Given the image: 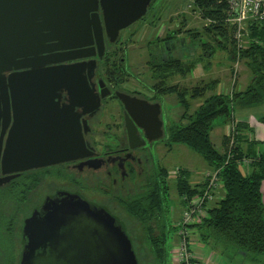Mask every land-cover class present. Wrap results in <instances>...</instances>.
<instances>
[{"label": "water", "instance_id": "obj_1", "mask_svg": "<svg viewBox=\"0 0 264 264\" xmlns=\"http://www.w3.org/2000/svg\"><path fill=\"white\" fill-rule=\"evenodd\" d=\"M152 1L0 0V171L94 154L80 117L97 109L106 95L88 85L97 59L65 62L97 52L102 59L106 40L116 43L123 30L147 14ZM63 91L71 104H60ZM116 94L125 106L131 147L165 137L160 103ZM12 177H0V185ZM24 232L19 264H139L123 222L79 194L48 197L26 220Z\"/></svg>", "mask_w": 264, "mask_h": 264}, {"label": "trees", "instance_id": "obj_2", "mask_svg": "<svg viewBox=\"0 0 264 264\" xmlns=\"http://www.w3.org/2000/svg\"><path fill=\"white\" fill-rule=\"evenodd\" d=\"M193 6L194 10L208 21L204 30L210 40H213L221 49L230 47L231 54L235 56L233 27L226 22L228 2L226 0H195ZM179 31L169 32L164 38H156L155 42L174 39ZM185 32L194 40L200 37L199 30L195 28L187 29ZM252 35L264 41V27H252ZM114 44L108 42L110 50L101 64L105 67L112 60L113 71L110 69L109 74L123 76L125 74L124 71L122 72L124 56L119 54L125 49L121 47L111 49ZM202 46L204 53L188 61H183L179 57L164 59L162 55L153 53L151 78L157 81L154 85L156 90L163 94H176L184 109L181 118L188 119L186 123L179 121V123L168 124L163 141L170 150L175 144H184L200 154L212 169H220L224 196L208 209V216L197 224L198 235L202 242L209 245L216 253L234 250L254 260L259 259L264 257V203L261 192L264 180V157L243 152L240 141L244 138L242 131L247 125L242 122L236 123L239 134L236 137L234 156L229 160H227L229 139L224 135L225 151L221 152L214 145L211 132L217 118L222 117L225 123L233 119L236 106L253 107L264 103V45L253 42L241 52V57L245 59L253 74L249 85L244 90H234L232 95L215 92L216 80L190 89L187 87L180 89L176 84L168 85L169 78L176 74L186 77L202 61L201 57L214 55L215 45L210 41L202 42ZM195 99H201L202 102L194 112L189 113L191 101ZM262 120L264 121V117ZM243 156H253L256 159L248 174L244 173L238 164V160ZM175 187L179 195L183 197L197 194L203 186L200 183L191 184L190 171L181 168L180 175L175 180ZM21 198L20 193L13 195L8 188L0 191V238L7 232L11 234L19 207L16 204L22 203ZM182 202L185 206V201L182 200ZM120 204L139 224L142 232L140 251L135 238L128 231L139 264L143 261L141 253L147 256L150 264H173L170 259L172 248L170 238L172 229L176 228V225L171 219L172 203L168 168L160 167L157 178L155 177L145 185L140 192L122 200ZM21 210L22 208L20 212ZM122 222L128 230L127 223Z\"/></svg>", "mask_w": 264, "mask_h": 264}, {"label": "flooded vegetation", "instance_id": "obj_3", "mask_svg": "<svg viewBox=\"0 0 264 264\" xmlns=\"http://www.w3.org/2000/svg\"><path fill=\"white\" fill-rule=\"evenodd\" d=\"M57 1L67 3L73 0ZM154 1H152L149 9L153 6ZM64 11L69 13V10L65 6ZM145 16L140 21L144 20ZM177 30L180 31L175 34L176 38L155 42L153 45L149 44L148 50L150 56H152L147 61L148 64H146L149 73L153 69L152 58L153 53H155L152 51V48L156 49V54L162 55L164 59L178 57L177 47L178 42H180L178 35L184 34V30L182 28ZM157 38H161V36ZM182 39H184L183 35ZM172 42L175 44H172ZM109 50L108 41L106 40V52L102 59H99L97 52V55L94 57L65 62L75 63L88 61L92 58L97 59L98 66L95 75L89 78L88 85L100 96L102 90L106 95L101 96V104L95 110L83 113L82 107L76 108L79 113H83L80 120L83 128L86 126L87 129L85 141L88 145L94 147V154L90 157L69 160L25 171H12L6 174L2 170L0 171V177L13 176L9 181L0 185V191L8 188L13 195L20 193L22 197L20 199L22 203L20 205L16 204L19 207L16 220L14 223L12 222L14 226H12L11 234L7 232L0 238V264L20 263L24 244L27 241L24 232L25 222L33 214L34 210L40 207L48 197H53L61 192L79 194L88 201L105 207L111 212L117 206L122 208L120 204L122 200L140 192L145 185L159 176V168L163 165H161L162 159L159 155L158 145L163 141L164 137L154 141L147 140L145 144L131 147L126 129L125 106L116 93L120 91L147 99L152 103L158 102L161 104V108L163 107V102L159 99L158 95L165 97L171 93L163 94L157 91L154 86L157 81L153 84H145L148 91L128 87L124 83L127 75H129V71L125 70V66L122 69V72H125L123 76L110 75V70L106 71V68L101 64V61L104 60ZM111 71L113 70L111 69ZM113 102L118 103L120 106L119 121H116V117H113L114 114H112L110 119L113 122L110 123L106 121V118L110 114L109 110ZM71 103L68 93L63 91L60 104L68 105ZM161 118L163 119V110L161 111ZM100 125H106V130H99L97 126ZM167 126L168 124L164 122L165 132ZM139 134L143 138L145 137L140 128ZM99 137H105V140H101ZM49 179L52 182L58 181L64 184L56 183V186L49 190L41 189L44 182Z\"/></svg>", "mask_w": 264, "mask_h": 264}, {"label": "rangeland", "instance_id": "obj_4", "mask_svg": "<svg viewBox=\"0 0 264 264\" xmlns=\"http://www.w3.org/2000/svg\"><path fill=\"white\" fill-rule=\"evenodd\" d=\"M208 24L207 20H204L201 14L194 10L193 0H155L153 6L149 9L145 16V19L136 22L130 28L123 30L117 43L112 45L111 49L122 48L125 51L120 52V56H124L123 66L125 70L129 71L127 79L124 82L125 85L131 88L148 91L145 84H153L156 80H152L151 72L147 70L146 64L152 56L149 54V44L151 41L155 42L158 36L164 38L169 32L182 28L184 34L178 35L180 42H178L177 52L178 57L183 61L192 60L193 57H197L204 53L202 42L210 41L215 45V53L212 57H201L199 66L193 68L190 73L185 77L181 74H176L169 78L167 84H176L180 89L192 88L202 83L217 81L215 92H231L233 86V71L237 67L239 70L238 78L236 79L234 90H238V86L241 85L242 89H245L252 78V72L248 68L245 59L241 57L237 63L235 56L228 49H221L217 44L210 40L209 36L204 30V26ZM195 28L199 30L200 37L195 40L187 35L185 32L187 29ZM182 35L184 39H182ZM121 40V42H119ZM175 42V41H174ZM172 42V44H175ZM153 45V44H152ZM152 51L157 53V50L152 48ZM206 54V53H205ZM111 63L105 65L106 71L111 69ZM127 68V69H126ZM150 91V89H149ZM211 92H209L210 94ZM159 99L163 102V119L166 124H172L181 121L183 123L188 122V119L181 118L182 108L181 103L178 101L176 94H167L165 97L158 95ZM166 98V99H165ZM202 102L201 99H195L191 101L189 113L195 111V109ZM238 107H236L237 111ZM110 114L107 115L106 121L113 122L110 119L112 114L115 116V120L119 121L120 106L118 103L113 102L110 108ZM99 130H106V125L97 126ZM227 125L225 126L224 119L219 117L214 122V129L211 132V139L216 148L222 151L221 137L226 132ZM221 133V134H220ZM100 138V137H99ZM101 140H105V137H101ZM110 139V138H109ZM111 140V139H110ZM159 155L161 156V165L167 167L168 170H172L176 167L187 168L190 171V181H204L203 175L208 171V163L205 159L184 144H175L171 150L164 141H161L158 145ZM225 151V148L223 152ZM212 170V169H209ZM244 173H249L244 171ZM251 171V168H250ZM203 177V178H202ZM51 181V182H49ZM57 184H64L62 182L47 180L42 185L41 189L49 190ZM170 184V199L172 203L171 219L176 228L172 229L170 243L171 245L177 238V222L182 217L184 210L183 197L179 195L175 187V178H169ZM222 191L221 187H219ZM210 206H212L210 204ZM115 213L121 221H124L128 225V231L132 237L135 238L137 246L140 250L141 245V230L139 224L122 208L119 206L113 208ZM206 246L207 251H213L209 245ZM205 250V249H204ZM203 250V251H204ZM238 251V249H236ZM141 251V250H140ZM146 252V251H145ZM216 253V252H215ZM142 254V264H150L146 255ZM219 258V264H264V257L259 259H252V257H246L242 253H236L234 250H229L225 253H216Z\"/></svg>", "mask_w": 264, "mask_h": 264}, {"label": "built area", "instance_id": "obj_5", "mask_svg": "<svg viewBox=\"0 0 264 264\" xmlns=\"http://www.w3.org/2000/svg\"><path fill=\"white\" fill-rule=\"evenodd\" d=\"M195 0H193L194 3ZM229 5L226 22L233 27V38L236 45V61L241 59V52L247 49L251 43L256 42L264 45L260 37L252 35V27H264V0H226ZM239 70L236 67L233 71V94L234 85L238 78ZM236 119L227 125L226 136L229 139L227 149V160L234 156L236 137L239 134ZM253 156H243L238 160L240 168L250 172V168L255 161ZM181 167H176L169 171V178H176L180 175ZM220 169H212L205 174V180L200 192L193 196L184 195L185 207L182 217L177 223V238L172 244L170 259L173 264H208L201 261L194 253L195 247L200 245L197 224H200L208 216V203L212 199L214 191L221 186ZM248 174V173H246Z\"/></svg>", "mask_w": 264, "mask_h": 264}, {"label": "crops", "instance_id": "obj_6", "mask_svg": "<svg viewBox=\"0 0 264 264\" xmlns=\"http://www.w3.org/2000/svg\"><path fill=\"white\" fill-rule=\"evenodd\" d=\"M197 66H199V64ZM238 89L244 90L242 89L241 85L238 86ZM236 107H238L237 111L236 109L234 110V117L236 119V122H242L247 125V127L244 128L242 131V134H244V138L240 141V146L243 152L245 154H250L253 156L264 157V121L262 120V118L264 117V103H261L260 105L253 106V107H239V106H236ZM226 125H228V123H225V126ZM225 134L226 132L223 133V136L221 137L222 142L221 141L219 142V144H221V147H222L221 152H223L224 150V135ZM209 169H212V167L208 166L207 172L211 171ZM205 174L203 175L204 180H205ZM203 182L192 181L191 184L196 185L200 183L203 186ZM219 187H221L222 191H220ZM219 187L214 191L213 197L208 203L209 208L217 204L218 201L224 196L223 184H221V186ZM261 192H262V199L264 203V180L261 185ZM210 204L212 206H210ZM199 240L201 243L198 247H195V249L193 250L194 253L200 258L201 261L208 262V264H219L218 262L219 256L215 253V251L213 249H212L213 251L211 250L207 251L206 250L207 247L203 246L205 245V243L202 242L200 238Z\"/></svg>", "mask_w": 264, "mask_h": 264}]
</instances>
